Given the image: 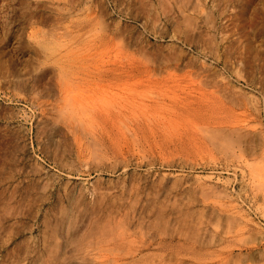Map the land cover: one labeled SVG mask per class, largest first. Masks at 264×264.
I'll list each match as a JSON object with an SVG mask.
<instances>
[{
  "label": "rangeland",
  "instance_id": "1",
  "mask_svg": "<svg viewBox=\"0 0 264 264\" xmlns=\"http://www.w3.org/2000/svg\"><path fill=\"white\" fill-rule=\"evenodd\" d=\"M55 39L73 46L68 59L89 67L58 68ZM132 62L150 80H125L119 68ZM106 68L110 81L102 79ZM152 81L168 91L155 108ZM60 84L81 99L70 98L72 112ZM87 87L100 88L92 104L133 108L119 123L125 134L144 110L163 122L151 124L143 145L134 136L128 149L80 146L65 117L90 112ZM186 90L196 109L173 122L172 92L183 97ZM263 139L264 0H0V264H92L95 255L102 264L104 245L114 247L112 257L116 247L125 248L124 260L135 254L129 264H264ZM161 215L176 220L171 230L138 226Z\"/></svg>",
  "mask_w": 264,
  "mask_h": 264
},
{
  "label": "bare ground",
  "instance_id": "2",
  "mask_svg": "<svg viewBox=\"0 0 264 264\" xmlns=\"http://www.w3.org/2000/svg\"><path fill=\"white\" fill-rule=\"evenodd\" d=\"M182 10H184V9H182ZM188 10V9H187ZM90 12V11H89ZM93 13V12H92ZM56 16V15H55ZM104 18V17H103ZM104 21V20H103ZM106 21V20H105ZM59 22V21H58ZM100 22V21H99ZM102 23V22H101ZM105 23V22H104ZM104 23H102L103 24V27H104ZM112 25H114L113 23H112ZM116 25V24H115ZM101 26V25H100ZM102 27V28H103ZM112 27H114V26H112ZM106 28V27H105ZM104 28V29H105ZM107 28H109L108 26H107ZM115 30V29H114ZM98 32V31H97ZM121 33V32H120ZM125 33V32H124ZM57 34H60V33H57ZM111 35H112V31H111ZM117 35V34H116ZM124 35V34H123ZM126 35V34H125ZM94 36V35H93ZM110 36V35H109ZM55 37H57V35L55 36ZM90 37V36H89ZM130 37V36H129ZM58 38V37H57ZM120 38H122V40H125L123 37H120ZM59 39V38H58ZM139 39V38H138ZM145 39V38H144ZM161 39V38H160ZM110 40H111V38H110ZM115 40V39H114ZM129 40V39H128ZM127 40V41H128ZM134 40V39H133ZM132 40V41H133ZM147 40V39H146ZM106 41V40H105ZM117 41H119L118 39H117ZM135 41H136V39H135ZM93 42V41H92ZM43 43V42H42ZM78 43H80L78 40H75V44H78ZM91 43V42H90ZM124 43V42H123ZM123 43H118L119 45H122ZM134 43V42H133ZM147 43H149V42H147ZM88 44V43H87ZM87 44L85 45V46H87ZM93 45H94V43H92ZM126 44V43H125ZM91 45V44H90ZM89 45V46H90ZM80 46V45H79ZM79 46L77 45V49H80L79 50V52L81 53V48H79ZM92 46V45H91ZM90 46V47H91ZM95 46V45H94ZM74 47H76V46H74ZM80 47H82V46H80ZM115 47V46H114ZM121 47V46H120ZM72 48H73V46H72ZM71 47H70V45H68V46H66L65 45V43L64 44H62V42L60 41V42H57L56 41V39H55V46H54V49H53V53H54V55H55V57L56 58H54L53 57V60H56V62H57V64L60 66V67H58V68H60V69H65V67L66 68H68V67H84V66H87V68L89 67L87 64H85V62H79V60H77V61H75V62H72L71 61V59H68V58H70V53L72 52V51H74V48L72 49ZM83 48V47H82ZM86 48H88V46L86 47ZM109 48V47H108ZM122 48H124V47H122ZM93 49V48H92ZM100 49V48H99ZM127 49V48H126ZM130 49V48H129ZM76 50V49H75ZM85 50H88V49H85ZM90 50V49H89ZM95 50V49H94ZM117 50H119V49H117ZM128 50V49H127ZM131 50V49H130ZM100 51V50H99ZM104 51V50H103ZM105 51H106V49H105ZM120 51V50H119ZM122 51H124V50H122ZM126 51V50H125ZM77 51H75V53H76ZM84 52V50L82 51V53ZM86 52V51H85ZM121 52V51H120ZM129 52V51H128ZM132 52H133V49H132ZM136 52V51H135ZM74 53V54H75ZM95 53V52H94ZM116 53H117V51H116ZM115 54V53H114ZM130 54V53H129ZM133 54V53H132ZM143 54V53H142ZM51 55V54H50ZM92 55V54H91ZM118 55V54H117ZM136 55V54H135ZM146 55H148V54H146ZM161 55V54H160ZM72 57H73V55H71ZM79 56V58H81V57H83V56H81L80 57V55L77 53V55L76 56H74V58L75 57H78ZM84 56H86V54H84ZM89 57H90V55H88ZM104 56V55H103ZM102 56V57H103ZM111 56V55H110ZM150 56V55H149ZM166 56V55H165ZM119 57V56H118ZM136 57V56H135ZM142 57V56H141ZM141 57L139 58V59H141ZM144 57V56H143ZM143 57H142V61H143ZM167 57V56H166ZM175 57V56H174ZM73 58V59H74ZM78 58V59H79ZM121 58V57H120ZM132 58V57H131ZM168 58V57H167ZM82 59V58H81ZM83 59H84V57H83ZM130 59V58H129ZM146 59V58H145ZM162 59H164L163 57H162ZM161 59V60H162ZM170 59H172L171 61H173V58H170ZM175 59V58H174ZM119 60V59H118ZM126 60V59H125ZM148 60V62H152V60L151 61H149V58L148 59H146V61ZM165 60V59H164ZM91 61V60H90ZM121 61V60H120ZM167 61V60H166ZM111 62H113L114 63V61H111ZM147 62V63H148ZM142 63H144V62H142ZM56 64V65H57ZM91 64V63H90ZM110 64V63H109ZM116 64H117V62H116ZM119 64V63H118ZM121 64V63H120ZM92 65V64H91ZM106 65V64H105ZM122 65V64H121ZM143 65V64H142ZM156 65V64H155ZM92 66H94V65H92ZM184 66V65H183ZM162 67V66H161ZM172 67V66H171ZM180 67V66H179ZM120 70V73L123 75V77H125V80L126 79H136L137 78V80H135V81H138V82H143L144 80H150V78H144V75H140L139 76V70L137 69V66L135 65V64H133V62L132 63H129V64H127V65H123V66H121V68H119ZM174 69V68H173ZM85 71V70H84ZM104 72H105V74H104V76H103V81H110V76H109V74H110V69H108V68H106L105 70H104ZM118 72V71H117ZM157 72V71H156ZM87 73V72H86ZM147 73H148V71H147ZM78 74V73H77ZM146 74V73H145ZM158 74V73H157ZM73 75V74H72ZM74 75H76V73L74 74ZM148 75V74H147ZM146 75V76H147ZM151 75H152V73H151ZM60 76H62L61 74H60ZM65 76V75H64ZM77 76H80V74L79 75H77ZM157 76V75H156ZM159 76V75H158ZM171 76V75H170ZM69 77V76H68ZM68 77H66L65 76V79L66 78H68ZM97 77V76H96ZM178 77V76H177ZM61 78H63V76L61 77ZM93 78H94V76H93ZM100 78H101V76H100ZM121 78V77H120ZM171 78V77H170ZM71 79V78H70ZM96 79V78H95ZM180 79V78H179ZM56 81V80H55ZM59 81H60V79H59ZM58 81V82H59ZM61 81H62V79H61ZM70 81V80H69ZM101 81V80H100ZM129 81V80H128ZM132 81V80H131ZM131 81H130V83H131ZM71 82V81H70ZM133 82V81H132ZM153 82V81H152ZM68 83V82H67ZM106 83V82H105ZM129 83V82H128ZM146 83V82H145ZM148 83V82H147ZM153 83H156V84H154L155 85V91H154V93H153V95H154V97H153V95L149 92V90H150V88L148 89V91H145V93H147V92H149L148 94H150V95H152V102H153V106L155 105L156 107H157V105H159V103H161L162 102V100H163V98H164V96L165 95H167L168 94V91L166 90V88L165 87H163L162 85H160V83L159 84H157L158 83V81H155V82H153ZM166 83V82H165ZM62 84H63V82H62ZM76 83H74V85H75ZM66 85V84H65ZM69 85V84H68ZM67 85V86H68ZM78 85V84H77ZM95 85V84H94ZM100 84H98V86H99ZM148 85V84H147ZM168 85V84H167ZM89 86H91V85H89ZM95 86H97V85H95ZM169 86V85H168ZM76 87V86H75ZM125 87V86H124ZM135 87V86H134ZM147 87H149V86H147ZM59 89V93L61 94V96H62V100L64 101L65 100V102L64 103H67V104H65L64 105V107L67 105V106H69L68 105V102L70 101V98L72 97V95H74V89L72 90V89H70L69 88V86H68V88H65V86H63V87H61V84H60V86L58 87ZM79 90H81L79 87H77ZM88 88V87H87ZM118 88V87H117ZM127 88V87H126ZM152 88V87H151ZM77 89V90H78ZM100 88H98L97 87V89H93V88H88V89H86V92L88 93L87 95H86V92H82V93H80L79 91L77 92L78 94H80L81 95V97H85V95H86V97H85V99H87V101L88 102H86L87 104V108L88 109H85V107H83L85 110H87L89 113L88 114H84L85 112H82V115L84 114L85 116H84V118L85 119H87V120H85V119H83L81 116L80 117H78V115H79V113H81L80 112V110H77V113H78V115L76 116V115H74V113H75V111L73 112V117H70V118H68V117H65L67 114H64V117H65V121L66 120H68V123H67V128L69 127V129H70V132L71 133H73V138H75V141L74 142H77V144H79L80 146H82V145H84V144H89V143H93V144H95V147H97V146H102V147H104L103 145H106V144H109V143H115V144H119V145H122V146H124V147H129L130 146V144H131V142H134V141H132L133 140V137L135 136V144H136V142H138V143H140V144H142L143 145V143H147V129H149L150 127H153L151 124L152 123H157V124H159L160 126H161V124L160 123H162L163 122V120H161L162 119V117H159V113H157V112H155V115H156V113H157V115L154 117V118H157V117H159V118H161V119H155L154 121L155 122H153L152 121V118H153V116L154 115H151V113H149V111H148V113H149V115L147 114V112L144 110L143 112H140V114H138V113H136V114H134L133 115V118H135L134 119V121L133 122H131V123H133V127L131 128V126H130V128H131V130H130V132H128V128H127V126H126V122L125 123H123V125L124 126H126V130H127V133H130V134H125V129H124V131H123V128L121 129L120 128V126H119V123H120V121H121V117L122 116H124L125 117V115H127V113H128V111H130V109H131V111L133 110V108H128V107H123V106H120L119 108H116V107H114L113 106V109L114 108H116V109H114V110H109V109H106V108H103L104 107V104H103V107H101V106H98L97 104H92V103H90V100H92V101H94L93 100V96L94 95H96V92H98V91H100L99 90ZM181 89V88H180ZM102 90H104V89H102ZM133 90H135V89H132V87H131V92H129V93H131L132 95H133V93L134 92H137V90L138 89H136L135 91H133ZM188 90V89H187ZM186 90V91H187ZM73 91V92H72ZM76 91V90H75ZM96 91V92H95ZM105 92V91H104ZM142 92L144 93V91H141V94H142ZM153 92V91H152ZM178 92V91H177ZM73 93V94H72ZM83 93H85V95H83L82 96V94ZM138 93H140V92H138ZM144 93V94H145ZM173 93V96H172V99H173V101H175L176 102V106H175V104H174V107H175V109L174 108H172L173 110H172V115H175L174 117L176 118H174V119H172V120H169L170 122L171 121H173V122H176L178 119H180V118H182V117H184L185 116V113H191V112H187V111H195V107H192V105H191V103H188V100L191 98V97H195L193 94H192V92H185V96H183V97H181L182 95H179V93H176L175 91H173L172 92ZM72 94V95H71ZM135 94V93H134ZM137 94V93H136ZM140 94V97L141 96H144V95H141ZM196 94V93H195ZM202 94V93H201ZM76 95L77 94H75L74 96H75V98H76ZM130 95V94H129ZM128 95V96H129ZM147 95V94H146ZM171 95V94H170ZM74 96L72 97V98H74ZM103 96V98L105 97L104 95H102ZM124 96V95H123ZM122 96V97H123ZM126 96V95H125ZM128 96H126L127 98H128ZM168 96V95H167ZM132 98H134L133 96H131ZM136 97V96H135ZM137 97H139V95L137 96ZM144 97H146V96H144ZM171 97V96H170ZM71 98V99H72ZM74 98V99H75ZM117 98V97H116ZM124 98V97H123ZM125 98V99H123V101L125 102L126 100L127 101H130L131 99L130 98ZM143 98V97H142ZM149 98V97H148ZM68 99H69V101H68ZM80 99V98H79ZM78 99V96H77V99H75V100H79ZM105 99V98H104ZM111 99V98H110ZM122 99V98H121ZM130 99V100H129ZM136 98H134V100H135ZM108 100V99H107ZM113 100V99H112ZM115 100V99H114ZM137 100V99H136ZM68 101V102H67ZM74 101V100H73ZM80 101H81V99H80ZM108 101H110V100H108ZM115 101H118V99L117 100H115ZM126 101V102H127ZM132 101V100H131ZM130 101V102H131ZM140 101V103H141V100H139ZM163 101H165V100H163ZM52 102V101H51ZM71 102L72 101H70V105H71ZM97 102V101H96ZM107 101H105V102H103V103H106ZM123 102V103H124ZM130 102H127V103H130ZM135 102V101H134ZM145 102V101H144ZM73 103H75V102H73ZM72 103V104H73ZM99 103H101V101H99ZM109 103H111V101L109 102ZM109 103L107 104V105H109ZM147 103V102H146ZM149 103V102H148ZM60 104V103H59ZM83 104V103H82ZM92 104V105H91ZM119 104V103H118ZM138 103H136V105H137ZM173 104V103H172ZM58 105V104H57ZM75 105V104H74ZM85 104H84V106H86ZM113 105V104H112ZM122 105V104H121ZM124 105H126V104H124ZM139 105H140V107H142L143 105L142 104H138V108H139ZM142 105V106H141ZM151 106H152V104H150ZM165 105V104H164ZM50 106V105H49ZM59 106V105H58ZM72 106V105H71ZM70 106V107H71ZM75 106H77V105H75ZM83 106V105H82ZM90 106V107H89ZM130 106H131V104H130ZM152 106V108H155V106L153 107ZM167 106V105H166ZM173 106V105H172ZM56 107V106H55ZM74 106H72L71 107V109H70V112H72V108H73ZM78 107H79V105H78ZM78 107H76V108H78ZM112 107V106H111ZM134 107V106H133ZM150 107V106H149ZM44 108V107H43ZM68 110H69V108L68 107H66ZM136 108V107H135ZM145 108V107H144ZM147 108V107H146ZM145 108V109H146ZM171 108V107H170ZM169 108V110L171 111V109ZM60 109V108H59ZM79 109H80V107H79ZM82 109V108H81ZM90 109V110H89ZM141 109V108H140ZM49 110V109H48ZM58 110V109H57ZM64 110V109H63ZM74 110V109H73ZM142 110V109H141ZM146 110H148V109H146ZM55 112V111H54ZM58 112V111H57ZM56 112V113H57ZM61 112H63L62 110H61ZM199 112V111H198ZM53 113V112H52ZM55 113V114H56ZM133 113H134V111H133ZM163 113V112H162ZM170 114H171V112H169ZM50 114V113H49ZM63 114V113H62ZM131 114V113H130ZM169 114V116L168 117H173L172 115H170ZM52 115V114H51ZM58 115V114H57ZM162 114H160V116H161ZM164 115V114H163ZM63 115H61V117H62ZM75 116V117H74ZM166 116V115H165ZM63 117V118H64ZM130 117V116H129ZM167 117V118H168ZM68 118V119H67ZM127 117H125V119H126ZM178 118V119H177ZM189 118V117H188ZM61 119V118H60ZM169 119H171V118H169ZM54 120V119H53ZM126 120H128V118L126 119ZM130 120V119H129ZM164 120H166V118L164 119ZM238 120V119H237ZM87 121V122H86ZM131 121V120H130ZM179 121V120H178ZM56 122V121H55ZM59 122V121H58ZM67 122V121H66ZM129 122V121H128ZM170 122H169V124L168 125H170ZM64 123V122H63ZM166 123H168V121L166 122ZM243 123V122H242ZM159 125H158V127H159ZM167 125V126H168ZM171 125H173L172 124V122H171ZM180 125V124H179ZM66 126V125H65ZM155 127H157L156 126V124L154 125ZM174 126V125H173ZM195 126V125H194ZM206 126V125H205ZM154 127V129H156ZM183 127V126H182ZM196 127H198V126H196ZM160 129H161V127H159ZM164 128H168V127H164ZM236 128V127H235ZM68 129V130H69ZM153 129V128H152ZM151 129V130H152ZM159 129V130H160ZM169 129V128H168ZM214 129V128H213ZM217 129H219V128H217ZM239 129V128H238ZM158 130V131H159ZM164 130V129H163ZM206 130H208V129H206ZM224 130V129H223ZM223 130H220V132L221 131H223ZM233 130V129H232ZM231 130V131H232ZM154 130H152V131H150V132H152V133H154L153 132ZM168 131H170V130H168ZM173 131V130H172ZM174 131H176V128H175V130ZM214 131H218V130H214ZM239 131V130H238ZM68 132V131H67ZM204 132H205V129H204ZM219 132V131H218ZM218 132H215L216 134L218 133ZM219 132V133H220ZM235 133H237L236 131H234ZM70 133V134H71ZM167 133V132H166ZM178 133V132H177ZM214 133V132H213ZM213 133H212V135H213ZM230 133V132H229ZM209 134V133H208ZM221 134V133H220ZM223 134V133H222ZM226 134V132L223 134V136ZM228 134V133H227ZM239 133H237V135H238ZM243 134V133H242ZM244 134H245V132H244ZM130 135V136H129ZM169 135V134H168ZM204 135V134H203ZM219 135V134H218ZM217 135V136H218ZM149 136V135H148ZM209 136V135H208ZM207 136V137H208ZM216 136V135H215ZM220 137H222V135H219ZM243 136V135H242ZM260 136V135H259ZM118 137H121V138H119L118 139ZM206 137V136H205ZM220 137H218V138H220ZM234 137V136H233ZM236 137V136H235ZM234 137V138H235ZM238 137H239V135H238ZM214 138V137H213ZM229 138V137H228ZM244 138V137H243ZM221 139V138H220ZM220 139H218V140H220ZM231 140H232V138H230ZM242 139V138H241ZM177 140H178V138H177ZM207 140H208V138H207ZM217 140V141H218ZM223 140V139H222ZM221 140V141H222ZM225 140V139H224ZM231 140H230V143H231ZM239 140V139H238ZM244 140H245V138H244ZM243 140V141H244ZM264 140V139H263ZM179 141H180V139H179ZM182 141V140H181ZM213 141H216V139L215 140H213ZM220 141V142H221ZM226 141V140H225ZM260 141V140H259ZM258 141V142H259ZM219 142V143H220ZM222 142H224V141H222ZM180 143V142H179ZM236 143V142H235ZM76 144V146H78ZM222 144V143H221ZM228 144V143H227ZM131 145H134L133 143L131 144ZM230 145H233L232 143L230 144ZM235 145H237V144H235ZM91 147H92V145H91ZM126 147V149H128ZM226 147V146H225ZM232 147V146H231ZM98 148H100V147H98ZM151 148V147H150ZM93 150H94V148H93ZM98 150V149H97ZM101 149H99V152H101L100 151ZM121 151H122V149H121ZM130 151V150H129ZM132 151V150H131ZM95 152H96V150H95ZM98 151H97V153H96V155L99 153ZM92 153V152H91ZM93 154V153H92ZM95 154V153H94ZM102 154H104V153H102ZM123 154V153H122ZM146 156V155H145ZM241 156V155H240ZM92 157V156H91ZM100 158V157H99ZM145 158V157H144ZM257 164H259V163H257ZM128 167V166H127ZM257 171V170H256ZM262 172H263V169H262ZM258 174H259V171H258ZM263 174V173H262ZM261 174V175H262ZM253 175V174H252ZM260 175V176H261ZM264 175V174H263ZM60 176V175H59ZM258 176V175H257ZM66 177V176H65ZM259 178V177H258ZM261 178V177H260ZM264 178V177H263ZM244 179V178H243ZM256 180H259V179H257V177H256ZM255 180V181H256ZM261 180V179H260ZM254 181V180H253ZM262 181H264V179L262 180ZM261 181V182H262ZM256 183H258V181L256 182ZM259 183H260V181H259ZM204 187V186H203ZM202 191V190H201ZM210 193V192H209ZM204 195H206L205 193H204ZM136 203V202H135ZM130 207H132V205L130 206ZM134 207V206H133ZM132 207V208H133ZM129 210V209H128ZM134 211H135V209H134ZM149 213V212H148ZM151 213H153V212H151ZM205 213V212H204ZM127 214V213H126ZM130 214V213H129ZM135 214V213H134ZM140 214V213H139ZM157 214V213H156ZM160 214V213H159ZM185 215V214H184ZM199 215V214H198ZM126 216V215H125ZM142 216V215H141ZM140 216V217H141ZM145 216H147V214L145 215ZM114 217V216H113ZM127 217V216H126ZM134 217V216H133ZM137 217H138V215H137ZM139 217V218H140ZM143 217V216H142ZM160 217V216H159ZM68 218H69V216H68ZM135 218V217H134ZM138 218V219H139ZM147 218V217H146ZM145 218V219H146ZM163 218V219H162ZM175 218V217H174ZM173 218V219H174ZM192 218V217H191ZM141 219V218H140ZM151 219V218H150ZM158 220H153V221H148V222H139L138 221V223H139V225L138 226H140V227H153V228H155V227H162V225L164 226L163 227V229L165 228V227H170L169 228V230H171V228H172V225H173V223H175V221L173 222V220L171 219V218H167V219H165L164 217H163V215H161V218H157ZM179 219V218H178ZM69 220V219H68ZM72 220V219H71ZM129 220H131V219H129ZM127 221L130 225H132L131 223H130V221ZM144 220V219H143ZM148 220V219H147ZM187 220V219H186ZM67 221V220H66ZM110 221V223H111V220H109ZM113 221V220H112ZM119 221V220H118ZM126 222V220H123V222ZM141 221V220H140ZM181 221V220H180ZM185 221V220H184ZM197 221V220H196ZM201 221V220H200ZM107 222V221H106ZM94 223V222H93ZM109 223V224H110ZM114 223V222H113ZM122 223V222H121ZM120 223V224H121ZM185 223H186V221H185ZM199 223V222H198ZM201 223V222H200ZM68 224H70V223H68ZM104 224H106V223H104ZM108 224V225H109ZM120 224H118L117 225V223L116 224H114L113 226L115 227L116 226V228H117V226H119ZM128 224V225H129ZM62 225V224H61ZM91 225H93V224H91ZM101 225H103V224H101ZM122 225H124L123 223L120 225V226H122ZM129 225V226H130ZM65 226V225H64ZM110 226H112V225H110ZM109 226V227H110ZM119 226V227H120ZM126 226V225H125ZM125 226H123V227H125ZM91 227V226H90ZM101 227V226H100ZM103 227V226H102ZM104 227H105V225H104ZM103 227V228H104ZM107 227V226H106ZM105 227V228H106ZM128 227V226H127ZM127 227H126V229H127ZM93 228V227H92ZM103 228L101 229V233L103 232ZM105 228H104V230H105ZM111 228H113V227H111ZM111 228H109V230H111ZM130 228H133V227H130ZM72 229V228H71ZM129 229V228H128ZM162 229V230H163ZM166 229V228H165ZM232 229V228H231ZM107 230V229H106ZM105 230V231H106ZM109 230H108V232L107 233H109ZM125 230V228L123 229V231ZM200 230V229H199ZM206 230V229H205ZM112 231V230H111ZM122 231V230H121ZM166 231H167V229H166ZM201 231V230H200ZM118 232V231H117ZM125 232V231H124ZM127 232V231H126ZM195 232V231H194ZM205 232V231H204ZM107 233H105V236L106 235H108ZM120 233V232H119ZM131 233V232H130ZM191 233V232H190ZM224 233H226L225 231H224ZM98 234V233H97ZM109 234H112V233H109ZM126 234H129V233H126ZM194 234V233H193ZM198 234H200V233H198ZM197 234V235H198ZM102 235V234H101ZM101 235H99L98 237H100ZM188 235V234H187ZM187 235H186V233H185V237H187ZM202 235V234H201ZM124 236V235H123ZM122 236V239L124 238ZM192 236H194V235H190V237H192ZM226 236V235H225ZM114 238H115V236H113ZM179 237V236H178ZM181 237V236H180ZM184 237V236H183ZM182 237V238H183ZM184 237V238H185ZM195 237V236H194ZM194 237H192V242H193V238ZM199 237V236H198ZM222 237H224V236H222ZM227 237V236H226ZM226 237H224V238H226ZM101 238V237H100ZM126 238H128V236L126 237ZM161 238H163V237H161ZM171 238V237H170ZM181 238V239H182ZM188 238H189V235H188ZM196 238V237H195ZM87 239V238H86ZM85 239V240H86ZM118 240L120 239V238H117ZM125 239V238H124ZM197 239V238H196ZM206 239V238H205ZM209 239H212V238H209ZM223 239V238H222ZM227 239V238H226ZM97 240V242H100V241H102V240H104V239H96ZM96 240H95V243H96ZM99 240V241H98ZM110 240H111V237H110ZM118 240H113V242L115 243V245H121V243H124L125 241H122L121 240V243L120 242H118ZM126 240V239H125ZM161 240V239H160ZM185 240V239H184ZM189 240V239H188ZM221 240V239H220ZM224 240V239H223ZM108 241V240H107ZM132 241L133 240H131V239H127V242L129 243V244H132ZM182 241V240H181ZM186 241V240H185ZM189 241H191V240H189ZM207 241V240H206ZM206 241H204V242H202V241H199L200 243L202 242V243H205ZM210 241H212V240H210ZM67 242V241H66ZM72 242V241H71ZM159 242V241H158ZM165 241H163V243H164ZM171 242V241H170ZM175 242H178V241H175ZM198 242V241H197ZM222 242V241H221ZM77 243V242H76ZM94 243V244H95ZM102 243V242H101ZM145 243V242H144ZM147 243H148V241H147ZM156 243V242H155ZM167 244H168V242H166ZM172 243V242H171ZM180 243H182V242H180ZM213 243V242H212ZM68 244V243H67ZM134 244V243H133ZM132 244V245H133ZM149 244H151V243H149ZM148 244V245H149ZM167 244H166V246H167ZM173 244V243H172ZM185 244V243H184ZM187 244V243H186ZM190 244V243H189ZM192 244V243H191ZM196 244V243H195ZM207 244V243H206ZM210 244V243H209ZM74 245V244H73ZM79 245V244H78ZM90 245V244H89ZM98 245V244H97ZM96 245V246H97ZM101 247H102V245L101 244H99ZM114 245V246H115ZM125 245V244H124ZM140 245H141V243H140ZM193 245V244H192ZM201 245V244H200ZM204 245V244H203ZM216 246H218V244H215ZM215 245H213V247L215 246ZM220 245V244H219ZM222 245H224V244H222ZM68 246V245H67ZM75 246H77V245H75ZM82 246V245H81ZM87 246V245H86ZM95 246V247H96ZM100 246H98V249L99 248H101ZM107 246H109V245H107ZM122 246V245H121ZM128 246H130V245H128ZM134 246V245H133ZM138 246V245H137ZM151 246V245H150ZM157 246V245H156ZM191 246V245H190ZM198 246V245H197ZM227 246V245H226ZM105 247V248H104ZM104 247H102L105 251H106V253H104L103 255L101 254L102 253V248L100 249L101 250V255L103 256V258H101V259H103V260H101V263L102 264H129V260H128V258H134L135 257V254H132V252H130V254L129 255H131V257H126V260H124L123 259V257H122V255H121V253L122 252H120V250H121V248L119 249L118 247H116V250H117V252H112V253H115L114 255H113V257L111 256V253H109L110 252V250H112V251H114V247H112L113 249H109V248H106V246L104 245ZM141 247H143V246H141ZM160 247L161 248H165V246L163 245L162 246V243H161V241H160ZM171 247H173V246H171ZM97 248V247H96ZM130 248V247H129ZM163 248V249H164ZM175 248V247H174ZM178 248H179V246H178ZM196 248V247H195ZM201 248V247H200ZM212 248V247H211ZM86 248L84 247V250H85ZM122 249H125V248H122ZM141 249V248H140ZM149 249V248H148ZM147 249V250H148ZM166 249V248H165ZM172 249V248H171ZM170 249V250H171ZM83 250V251H84ZM92 250V249H91ZM90 250V251H91ZM115 250V251H116ZM132 250H133V247H132ZM135 250V249H134ZM136 250H138V249H136ZM161 250V249H160ZM175 250V249H174ZM179 250H181V252H182V249L180 248V249H178V252H179ZM186 250V249H185ZM184 250V251H185ZM198 250H200V249H198ZM202 250V249H201ZM214 250V249H213ZM90 251H88L89 252V256L92 254V253H90ZM94 251H98V250H94ZM94 251H93V253H94ZM172 251V250H171ZM188 251V250H187ZM186 251V252H187ZM220 251V250H219ZM86 252H87V250H86ZM86 252L84 251V254H86ZM100 252V251H99ZM104 252V251H103ZM107 252L109 253V254H107ZM138 252H140V251H138ZM174 252H176V251H174ZM189 252V251H188ZM214 252V251H213ZM215 252H217V251H215ZM125 253V252H124ZM185 253V252H184ZM220 253V252H219ZM99 254V253H98ZM107 254V255H106ZM117 254V255H116ZM178 254V253H177ZM93 255V254H92ZM91 255V256H92ZM95 255V254H94ZM93 255V256H94ZM219 255V254H218ZM96 256V255H95ZM94 256V258L93 257H91V258H93V259H91V261L93 260V263L92 264H94V262L96 261L95 260V258H98L97 256L95 257ZM100 256V255H99ZM125 256H127V255H125ZM137 256V255H136ZM140 256H141V258H143V254L141 253L140 254ZM223 256V255H222ZM182 257V256H181ZM181 257H180V259H181ZM208 257V256H207ZM125 258V257H124ZM179 258V257H178ZM212 258V257H211ZM224 258V257H223ZM98 259H100V258H98ZM98 259H97V261H98ZM123 259V260H122ZM179 259V260H180ZM187 259V258H186ZM192 259V258H191ZM221 259V258H220ZM88 260V259H87ZM131 260V259H130ZM133 260V259H132ZM181 260H183V259H181ZM193 260V259H192ZM191 260V261H192ZM204 260V259H203ZM85 261V260H84ZM145 261V260H144ZM189 261H190V259H189ZM188 261V262H189ZM85 262H87V261H85ZM89 262V261H88ZM100 262V261H99ZM213 262V261H212ZM145 263V262H144ZM147 263V262H146ZM145 263V264H146ZM182 263H183V261H182ZM184 263H185V261H184ZM193 263H194V261H193ZM97 264V263H96ZM100 264V263H99ZM137 264V263H136ZM148 264V263H147ZM181 264V263H180ZM204 264V263H203ZM213 264V263H212Z\"/></svg>",
  "mask_w": 264,
  "mask_h": 264
}]
</instances>
